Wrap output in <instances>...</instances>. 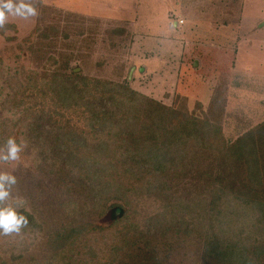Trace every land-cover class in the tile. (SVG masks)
I'll return each instance as SVG.
<instances>
[{"label":"rangeland","instance_id":"rangeland-1","mask_svg":"<svg viewBox=\"0 0 264 264\" xmlns=\"http://www.w3.org/2000/svg\"><path fill=\"white\" fill-rule=\"evenodd\" d=\"M34 3L39 12L37 17L28 20L9 17L5 28L0 29V121L4 122V116L10 119V131L0 138L11 136L18 143H26L20 160L0 164V170L14 172L17 185L13 194L21 195L45 219L47 226L56 229L76 215L70 214L67 200H77L81 193L70 190V196L65 194L59 199L49 191L42 192L40 187L34 189L52 176L48 173L52 161L43 157L54 154L51 141L53 129L59 124H70L86 136L82 151L86 150L93 161L113 165L110 170L103 167L100 173L105 177L100 184L108 180L112 192L108 195L104 191L96 195V200L89 201L87 207H93L89 215L92 230L84 231L75 240L70 255L74 264H98L119 240L117 230L129 221L144 225L146 215L156 210L158 203L141 195V183L130 179L131 175L115 171L124 168L122 164L115 165L114 137L87 134L88 123L76 113L55 105V96L47 88L41 104L37 97L28 100L18 84L23 78L21 74L34 71L41 74L46 67L54 69L60 65L55 61H61L63 56L72 59L70 67L77 74L121 82L165 105L183 107L197 118L219 122L223 135L232 142L264 120V23L257 24L259 21L247 13L244 6L253 4L251 0H34ZM175 21L180 25L175 27ZM45 33H49L48 37ZM13 73L21 80L15 78L17 85L8 86V76ZM42 109L55 114L45 127L52 128L45 138V147L38 144L32 133L45 122L34 116L41 114ZM18 120L17 130L13 129V122ZM104 143L110 148L101 151L98 145ZM38 151L44 154L39 155ZM83 158L81 165L65 178L72 190L76 181L86 179ZM69 168L70 165L64 170ZM114 171L121 174L117 179ZM116 193L123 194V198H115ZM103 196H107L109 207L99 214L96 201ZM124 199L129 201L128 206H124ZM130 205L132 213L126 210ZM8 238L13 240L17 236L2 237L4 241ZM27 239L32 243L29 253L36 251L31 256L41 257V248H35L43 246L41 238ZM9 258L8 253L3 260L7 264H24L23 258L13 261Z\"/></svg>","mask_w":264,"mask_h":264},{"label":"trees","instance_id":"trees-1","mask_svg":"<svg viewBox=\"0 0 264 264\" xmlns=\"http://www.w3.org/2000/svg\"><path fill=\"white\" fill-rule=\"evenodd\" d=\"M48 35L45 33V37ZM61 57V61H55L60 62L59 68L46 67L41 74L30 71L21 74L22 80L17 73L10 74L8 86L17 85L15 78L20 79L18 84L26 98L37 97L40 104L48 89L55 96V105L88 123L87 134L114 137L115 165L124 168L115 171L131 175L130 179L141 183V195L158 203L157 209L146 215L144 225L129 221L117 230L119 240L98 264H264V120L229 142L219 122L197 118L183 107L165 105L121 82L77 74L70 67L72 59ZM39 112L35 118L45 122L38 132H31L45 147V138L52 130L45 127L55 114L43 109ZM3 119L0 136L10 131L9 116ZM18 122L11 127L17 130ZM53 130L54 154L43 157L52 161L48 172L52 176L45 182L38 181L34 189L40 187L59 199L70 196V190L81 193L77 200H67L70 214L76 215L54 229L21 195L12 194L3 206L27 216L29 225L8 235L17 239L4 241L2 237L7 235H0V264H7L3 257L8 253L11 261L23 258L24 264H74L71 247L84 231L92 230L89 215L93 207H87L89 201L104 191L108 195L112 192L108 180L100 184L105 178L100 173L103 167L110 170L113 165L93 161L86 150L82 151L86 136L70 124H59ZM6 140L0 138V145ZM98 146L101 151L110 148L105 143ZM83 157L86 179L76 181L72 190L65 178L81 165ZM68 165L71 168L65 171ZM115 171L117 179L121 174ZM123 196L114 195L119 200ZM105 197L96 201L99 214L109 207ZM124 200V206H128L129 201ZM131 206L125 207L127 212L132 213ZM28 237L43 241L42 247H35L41 248V257L31 256L36 251L29 253L32 243Z\"/></svg>","mask_w":264,"mask_h":264},{"label":"clouds","instance_id":"clouds-1","mask_svg":"<svg viewBox=\"0 0 264 264\" xmlns=\"http://www.w3.org/2000/svg\"><path fill=\"white\" fill-rule=\"evenodd\" d=\"M38 15L34 0H0V29L5 28L9 17L28 20ZM25 147V142L18 143L15 137H8L4 144L0 145V164L19 161ZM16 185L17 177L14 172L0 170V235L19 233L29 225L27 216L14 208L3 206L12 197Z\"/></svg>","mask_w":264,"mask_h":264},{"label":"crops","instance_id":"crops-1","mask_svg":"<svg viewBox=\"0 0 264 264\" xmlns=\"http://www.w3.org/2000/svg\"><path fill=\"white\" fill-rule=\"evenodd\" d=\"M253 4H245L244 7L248 8V14H252V18L262 25L264 23V0H251ZM254 5V6H252ZM246 16V15H245ZM175 27L179 26L177 21L174 22Z\"/></svg>","mask_w":264,"mask_h":264},{"label":"built area","instance_id":"built-area-1","mask_svg":"<svg viewBox=\"0 0 264 264\" xmlns=\"http://www.w3.org/2000/svg\"><path fill=\"white\" fill-rule=\"evenodd\" d=\"M181 21V20H180Z\"/></svg>","mask_w":264,"mask_h":264}]
</instances>
